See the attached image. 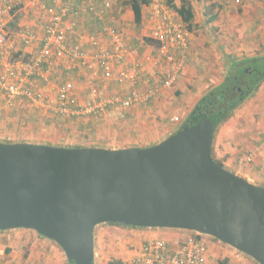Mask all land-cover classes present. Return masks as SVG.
Here are the masks:
<instances>
[{
    "label": "water",
    "instance_id": "water-1",
    "mask_svg": "<svg viewBox=\"0 0 264 264\" xmlns=\"http://www.w3.org/2000/svg\"><path fill=\"white\" fill-rule=\"evenodd\" d=\"M216 127L204 116L145 148L0 142V231L33 230L94 264L101 224L178 229L264 264V187L215 162Z\"/></svg>",
    "mask_w": 264,
    "mask_h": 264
},
{
    "label": "built area",
    "instance_id": "built-area-1",
    "mask_svg": "<svg viewBox=\"0 0 264 264\" xmlns=\"http://www.w3.org/2000/svg\"><path fill=\"white\" fill-rule=\"evenodd\" d=\"M245 1L222 0L226 6H240ZM81 2L77 8L69 0H30L32 7L45 16L44 34L39 37L29 28L20 27L12 32L9 24L17 0H0V92L8 108L27 103L51 116L102 117L111 110L128 111L149 103L177 85L187 65L190 33L163 0H150L149 4L150 22L144 41L154 43L149 45L154 47L157 56L148 62L133 59L135 52L127 44L125 32L115 27V20L101 25L99 34L82 32L80 19L94 15L96 20L104 21L111 2L106 1L100 9L92 0ZM37 41L40 48L30 64L11 61L17 42L28 47ZM85 44L93 54L84 49ZM58 66L64 69L65 78L78 66L89 69V102H80L71 77L59 83L54 98L34 87V77L47 83V73ZM101 82L119 90L105 95L100 90ZM171 121L178 123L180 118L176 116ZM256 156L257 152H250L240 162L250 164ZM205 240L191 234L179 237L174 244L160 238L147 240L132 264H206Z\"/></svg>",
    "mask_w": 264,
    "mask_h": 264
},
{
    "label": "crops",
    "instance_id": "crops-1",
    "mask_svg": "<svg viewBox=\"0 0 264 264\" xmlns=\"http://www.w3.org/2000/svg\"><path fill=\"white\" fill-rule=\"evenodd\" d=\"M73 3L75 7H79L82 2L81 0H69ZM93 4H95L97 9H100L103 7L104 3L106 1L111 2V8L106 13V19L104 21L96 20L95 18H92V15L84 16L80 19V26L82 32L88 33V34H94L93 31L90 29V22H94L95 24L98 23V25H103L104 23L113 20L112 17H115L119 19L121 24H116L115 27L121 28L125 32V39L127 44L134 50V57L133 59L136 60H146L147 62L150 59H154L157 56L156 50L152 45H149V43L144 41V35L146 33V30L149 28V17H150V8L149 5H145L142 9V25L138 26L135 23V16L132 9L127 4V1L129 0H92ZM166 1V2H165ZM168 0H163V2L166 4ZM193 6L195 4L194 0H191ZM208 1V0H206ZM212 3L215 2L214 0H211ZM221 4H224L222 0H219ZM261 4V9L259 10V1L257 0H246L242 5L235 6V7H242L248 9L247 16L245 19L246 25L245 28L241 29H235L233 28L231 34L230 31L225 35L222 36L221 33L219 34H213L210 36L209 40H205L204 38H201V34L197 36L195 39V35L191 34L192 30H189L187 25L185 27L188 29L190 33V51L188 53V60L187 65L184 68L183 72L181 73V77L178 81L177 87L175 88V91L173 92L171 89L164 90L162 94L154 99L153 101L143 104L134 106L132 109L126 111L125 113L131 112V116H126L124 118V115L118 116L116 120H113L111 122V127H108L107 132L108 133V139H109V147H98L97 148H106V149H125V148H133V147H150L153 145H156L163 140H165L170 135L174 134L177 129H175L176 124H178L181 121V118L178 114L173 115L174 112L172 110V105L177 100L176 96H182L181 93L185 94V97L181 101L186 102L187 105L185 107H182L178 109L180 116L186 117L189 116L190 112L196 105V103L199 101V99L206 94L207 91L211 90V88L207 85L208 82H212L214 86L216 81L214 79L216 78L215 73H213L212 70V64L215 63L216 67H219L221 70L226 71L228 73L229 68L232 64L237 63L241 60L245 59H252L254 57H264V0ZM26 2V1H25ZM22 4L21 0H17V7ZM30 4V3H29ZM167 5V4H166ZM213 5V4H212ZM225 5V4H224ZM28 6V5H26ZM219 7V6H218ZM230 7V6H227ZM170 8V7H169ZM171 9V8H170ZM220 7L218 8L217 12L211 15H216L217 19H215L212 22V24H220L221 18L219 11ZM232 10V11H231ZM123 11V13H122ZM173 16L178 22H182L179 15L172 10ZM231 13H233V9H230V11H226V16L228 17L230 23V17ZM36 14V15H35ZM114 14L115 16H112ZM34 17V18H33ZM209 17V15H208ZM115 18V19H116ZM128 21L130 23H128ZM207 22V19H206ZM24 23H30L32 26V30H34L39 37H42L44 34V26H45V16L43 14H39L36 12H28V15H26V19H24ZM210 23H207L208 25ZM25 24V25H26ZM129 24V25H128ZM183 24V22H182ZM210 24V25H212ZM127 25L130 26L129 29H127ZM209 25V26H210ZM206 27L207 28L209 27ZM136 27L138 28L140 34L136 31L133 32ZM134 28V29H133ZM132 30V33L130 32ZM237 31V34H236ZM202 32H204L202 30ZM221 32V31H220ZM213 33V32H212ZM203 34V33H202ZM206 41V42H205ZM206 43L208 46H205ZM22 44V43H21ZM39 42H35L32 45L25 48V51H27L28 54L33 55V57L37 56L39 51ZM207 48H210L209 50ZM16 49V47H15ZM84 49L86 51L91 52L93 54V51L90 50V47L88 45H84ZM205 50L211 52L213 51L211 58H209L210 54L206 52ZM2 51L0 50V54ZM178 57V54H176ZM129 65V63H127ZM2 67H0L1 71ZM64 75V69L62 66L55 67L51 72L47 73V78L49 79V82H43L38 77L33 78V85L36 84L37 81L42 83L43 88L38 89L40 91L45 92L47 88L50 89V87L53 89L52 83L56 80H66L67 78H70L76 83V95L81 103H83V94H81V88L86 85L88 89V84L90 83V71L87 68L78 66L77 69L69 77H66ZM60 81V82H61ZM201 81V82H199ZM103 82V81H102ZM100 83L99 85L100 90L103 89L104 85L103 83ZM199 82V83H198ZM203 86L207 85V88L205 89ZM192 86V87H191ZM35 87V86H34ZM196 88L199 90L196 91V94H191L190 90H196ZM89 90V89H88ZM107 92H102L103 94H110L111 91L110 88H107ZM171 90V91H170ZM89 92V91H88ZM261 92V96L256 100L255 98H252L247 104V106H243L236 110V114L233 115V117L216 133L214 139H213V148L214 152L216 153L219 160L222 161L224 166L227 170H232L231 172L239 175V176H245L244 174L240 173L241 169L240 166L243 164H240V158L244 156L245 154H248L250 152H257V156L254 159V161L250 164H246L244 166H250L255 161L256 163L254 165H260L261 163H264V159H262V155L264 152V81L260 85L259 92ZM46 93V92H45ZM257 94V95H258ZM176 95V96H175ZM189 98V99H188ZM82 99V100H81ZM87 103V102H84ZM27 104V103H26ZM176 104H180V102H176ZM30 106V105H29ZM10 109L7 107L5 99L0 92V140L2 138H6L3 134V125L2 120L5 119L6 121H9L12 119V116L19 118L17 113L15 112H8ZM16 109V108H15ZM31 111L35 112L34 109L29 108ZM168 112L169 120H167L166 113ZM10 113V114H9ZM180 118V121L178 123H171L173 117ZM10 116L11 118H8ZM158 117H161L162 122H157L156 119ZM184 125V124H183ZM183 127V126H182ZM113 132H116L119 134V140H117V144L115 143L116 136H113ZM173 132V133H172ZM98 136V134H95ZM240 165V166H238ZM253 165V166H254ZM235 169V170H234ZM246 178H250V176H246ZM121 229V230H119ZM101 234L102 237L101 243H105L106 238L112 236L114 232L117 230L121 233L130 234L133 235L136 239L132 240L131 242L133 245H139V248L141 249L142 244L151 239L155 238H162V237H169L167 240L171 244H174L175 241H178L179 237L169 236V232H166V230H128L124 228H120L117 226L112 225H106L101 226ZM168 230V229H167ZM177 234V233H176ZM190 234H184L182 236L188 237ZM144 239L141 241V239ZM97 240V236H95V243ZM108 240V239H107ZM131 240V239H130ZM208 246V259L216 252H219L220 249L216 247V243L213 241H210L209 239L205 240ZM140 243V244H139ZM98 245L102 246L100 248L101 254H104L102 250L109 249L111 246L109 244L101 245L98 243ZM131 246L130 241L127 242L125 246ZM126 248H122L120 250V257L119 260L123 261L124 263L128 261V259H133V254L126 251ZM140 252L134 257V259L139 255ZM223 253V252H222ZM98 254L97 251V244L95 245V260L94 263H96V256ZM133 259V260H134ZM133 260L131 263H133ZM12 264H27V262L23 260V258H13L11 259ZM108 264V262L106 263ZM206 264H211V259H209V262L207 261Z\"/></svg>",
    "mask_w": 264,
    "mask_h": 264
},
{
    "label": "rangeland",
    "instance_id": "rangeland-1",
    "mask_svg": "<svg viewBox=\"0 0 264 264\" xmlns=\"http://www.w3.org/2000/svg\"><path fill=\"white\" fill-rule=\"evenodd\" d=\"M23 3V9H20L19 15H20V22L17 26V29H11L12 32H16L20 27L22 28H29L32 29L31 24L24 23V19H26V15H28V12H36L39 13L37 8L32 7L30 3V0H21ZM26 1V2H25ZM194 11H195V20L194 25L191 31V34L195 35V39L198 35L201 34L202 37L206 41L209 40L210 36L213 34H219L221 33L222 36L225 35L230 31V34L235 29H241L245 28L246 22L245 19L247 16V10L246 8H238L235 6L227 7L224 4L219 3V0H214L215 2L212 3V1H206V0H194ZM259 1V4L262 3V0ZM166 2V1H165ZM190 2H192L190 0ZM176 4H180V0H176ZM20 4V3H19ZM212 4L215 5L214 8H212ZM28 5V6H26ZM21 6V5H19ZM18 6V7H19ZM220 7L219 11L221 12L220 17L221 21L220 24H212L208 25L206 23V19L208 18V15L215 14ZM230 9H233V13H231L230 17V23H228L229 19L225 15L226 11H230ZM261 9V4L259 5V10ZM232 11V10H231ZM123 13V11H122ZM40 14V13H39ZM36 15V14H35ZM112 16H115L112 14ZM117 16V15H116ZM115 17L113 20L116 21V24H121L119 19ZM34 18V17H33ZM116 18V19H115ZM218 20V19H217ZM128 23H130L128 21ZM26 24V25H25ZM129 25V24H128ZM127 25V29H129L130 26ZM209 26L206 30V27ZM101 26L98 25V23L90 22V29L93 31L94 34H99L101 32L100 30ZM134 29V28H133ZM130 30V29H129ZM202 30L204 32H202ZM139 32L138 28L133 31ZM221 31V32H220ZM132 33V30L130 31ZM213 32V33H212ZM203 33V34H202ZM237 34V31H236ZM205 41V42H206ZM21 46L20 42L16 43V47ZM205 46H208L206 43ZM17 47V48H19ZM208 50L210 48H207ZM209 53V51L205 50ZM213 51L209 53L211 58ZM251 59V58H250ZM212 70L213 73H215L216 78L214 79V82L216 86L212 84V82H208L207 85L210 87H217L226 77L227 73L224 70H221L219 67H216V64H212ZM61 80H56L52 83L53 89L50 87L46 89V93L49 97L54 98L57 93V86L59 85ZM201 82V81H199ZM198 82V83H199ZM178 84V83H177ZM103 92H107V87H109L108 84L103 83ZM207 85L203 86L205 89L207 88ZM36 89H42V83L37 81L36 84H34ZM101 87V86H100ZM177 85L172 88L171 90L174 92ZM192 87V86H191ZM102 88V87H101ZM111 91H118V87H109ZM211 88V89H213ZM170 90V91H171ZM89 90L87 89L86 85L81 88V94H83V103L89 102L91 99V96L89 95ZM196 91L199 90L196 88V90H190L191 94H196ZM207 91L206 93H208ZM259 90L254 94V96L248 98L241 106H247L250 100L252 98H255L258 100V98L261 96V92L258 94ZM199 93V92H198ZM182 96H176L177 100L176 102H180V104H176V102L172 105V111L177 112L173 113V115L178 114L181 118V121L176 124L175 129H180L183 124L185 123L188 116L183 117L180 116L178 109L185 107L187 105L186 102L181 101L183 97H185L184 93H181ZM258 94V95H257ZM189 99V98H188ZM82 100V99H81ZM30 104H21L17 105L18 107L14 110H9L8 112L12 113L15 112L19 116V118L12 116L13 120L6 121L3 119L2 124L3 134L6 136V138H10L13 141H23V142H30L34 144H46V145H52V146H60V147H74V146H81V147H109V139H108V133L107 132L108 127H111V122L113 120H116L118 116L125 115L131 116V112L125 113L126 111H119V110H111L108 112L107 115L102 117H74V116H68V117H57V116H51L50 114L45 113L42 110L36 109L33 106H29ZM29 108L34 109L35 112L31 111ZM9 113V114H10ZM236 114V111L234 115ZM176 115V116H178ZM167 120H169L168 112L166 113ZM8 118H11L8 116ZM157 122H162L161 117H158L156 119ZM171 123H174L170 121ZM175 124V123H174ZM113 136H116L115 143L117 144V140H119V134L116 132H113ZM173 133V132H172ZM95 134H98L95 135ZM4 139V138H2ZM262 159H264V152H262ZM256 161L250 165V166H244L246 164H243L240 166L241 169L240 173L244 174L245 176H241L247 180H249L251 183L259 185L261 187H264V163H261L260 165H254ZM254 165V166H253ZM235 170V169H234ZM232 171V170H230ZM250 176L251 179L246 178V176ZM121 230V229H119ZM165 230V229H161ZM145 231V230H144ZM101 225L98 226L96 229V235L97 240L95 245L97 244V251L98 254L96 256V263L95 264H106L112 259L119 260L120 257V250L122 248H126L128 252L133 254L134 257L140 252L139 245H133L131 242L132 240L136 239L133 235L121 233L118 230L112 234V236L106 238L105 243H101ZM166 232H169V236L174 237H182L185 238L186 236H182L184 234H190L189 232L183 231V230H174V229H168ZM136 233V230L135 232ZM177 233V234H176ZM169 237H162L160 239H168ZM108 239V240H107ZM131 239V240H130ZM144 239L142 238L141 241ZM130 241L131 246H125L127 242ZM100 243L101 245L109 244L111 248L102 250L105 252L104 254H101L100 248L102 246L98 245ZM216 247L221 248L219 252H216L214 256L210 257L211 264H255L250 259L246 258L242 254H240L237 250L231 249L228 246L221 245L217 242ZM140 244V243H139ZM9 250L6 251V250ZM223 252V253H222ZM209 256H207V261ZM13 258H23L24 262L26 261L27 264H67V257L64 253V251L52 240L41 238L40 235L33 231V230H27V229H13L8 231H0V264H12L15 262H12L11 259ZM132 258L128 259L125 264H132Z\"/></svg>",
    "mask_w": 264,
    "mask_h": 264
},
{
    "label": "trees",
    "instance_id": "trees-1",
    "mask_svg": "<svg viewBox=\"0 0 264 264\" xmlns=\"http://www.w3.org/2000/svg\"><path fill=\"white\" fill-rule=\"evenodd\" d=\"M175 2L176 0H168L166 4L168 7H170L179 15L183 24H186L188 29L192 30L195 20V11L193 4L190 2V0H180V4H176ZM127 4L134 12L135 23L138 26H141L142 9L145 5L150 4V0H129L127 1ZM20 5L21 6L19 7H15L11 12V14L13 15V19L9 24L10 30L14 28L17 29V26L20 22L21 17L19 15V12L20 9H23V3ZM214 7L215 5L213 4L212 8ZM92 18L94 17L92 16ZM215 19H217L216 15H209L206 23L213 22ZM147 43L154 44L151 40H147ZM17 47L11 54V61L13 62L22 61L26 64H30L32 59L34 58L33 55L28 54L27 51H25L26 46L22 45V47L21 46L19 48ZM263 81H264V57L261 58L254 57L252 59H245L232 64L224 80L217 87L209 90L208 93H206L199 99V101L196 103V105L190 112L183 126H187V125L192 126L198 123L204 116H206L210 118L211 121L214 122L217 126L214 133V137H215L216 133L233 117L235 111L239 109L240 106L248 98L254 96V94L259 90L260 85L262 84ZM238 87H242L244 91L242 95L239 93ZM180 129H178L177 131H179ZM0 142L6 144L28 143L23 141H13L10 138H4L0 140ZM79 147L81 146H74L73 148H79ZM212 156L217 164L226 168L222 163V161L219 160V158L217 157L216 153L214 152V149H212ZM106 225L117 226L128 230H160L155 228L149 229V228L127 227L122 224H116V223L101 224V226H106ZM97 228L98 227H96V229ZM96 229H95V235H96ZM186 232H189L191 235L195 236L196 239H200V238L209 239L210 241L217 242L221 245L228 246L231 249H234L231 246L224 244L210 236L201 235L192 231H186ZM40 237L44 238L42 236ZM6 251L9 252L8 249ZM239 253L245 256L246 258L250 259L251 261H253L255 264H258L250 256L243 254L241 252ZM67 264H75V263L69 262L67 260ZM108 264H125V263L121 260L112 259L108 262Z\"/></svg>",
    "mask_w": 264,
    "mask_h": 264
},
{
    "label": "flooded vegetation",
    "instance_id": "flooded-vegetation-1",
    "mask_svg": "<svg viewBox=\"0 0 264 264\" xmlns=\"http://www.w3.org/2000/svg\"><path fill=\"white\" fill-rule=\"evenodd\" d=\"M238 91H239V93H240L241 95L244 93L242 87H238Z\"/></svg>",
    "mask_w": 264,
    "mask_h": 264
},
{
    "label": "clouds",
    "instance_id": "clouds-1",
    "mask_svg": "<svg viewBox=\"0 0 264 264\" xmlns=\"http://www.w3.org/2000/svg\"><path fill=\"white\" fill-rule=\"evenodd\" d=\"M34 144V143H33Z\"/></svg>",
    "mask_w": 264,
    "mask_h": 264
}]
</instances>
